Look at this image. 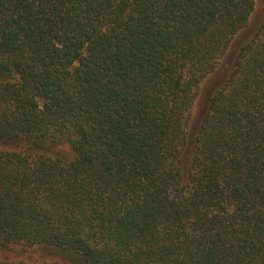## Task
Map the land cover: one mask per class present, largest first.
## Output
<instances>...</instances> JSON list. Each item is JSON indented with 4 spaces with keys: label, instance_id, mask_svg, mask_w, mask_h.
Here are the masks:
<instances>
[{
    "label": "trees",
    "instance_id": "16d2710c",
    "mask_svg": "<svg viewBox=\"0 0 264 264\" xmlns=\"http://www.w3.org/2000/svg\"><path fill=\"white\" fill-rule=\"evenodd\" d=\"M255 7L0 0V250L264 264V1L183 165L200 86Z\"/></svg>",
    "mask_w": 264,
    "mask_h": 264
},
{
    "label": "rangeland",
    "instance_id": "374dc122",
    "mask_svg": "<svg viewBox=\"0 0 264 264\" xmlns=\"http://www.w3.org/2000/svg\"><path fill=\"white\" fill-rule=\"evenodd\" d=\"M263 1L264 0H256V7L250 17L248 26L234 37L220 65L202 82L200 86L199 95L193 106L191 121L187 127V143L183 151V165H186L190 158L193 140L199 123L206 113L210 96L225 81L230 72L232 61L237 49L253 35L261 20L260 7ZM58 154L65 159L71 158L70 152L64 146L61 147ZM0 259L10 262H23L25 264H41L45 261L53 262L58 258H55L52 254L49 255L45 253L39 248L12 246L6 250H0Z\"/></svg>",
    "mask_w": 264,
    "mask_h": 264
}]
</instances>
